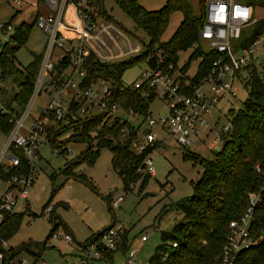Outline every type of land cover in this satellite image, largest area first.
Returning <instances> with one entry per match:
<instances>
[{
    "label": "built area",
    "instance_id": "1",
    "mask_svg": "<svg viewBox=\"0 0 264 264\" xmlns=\"http://www.w3.org/2000/svg\"><path fill=\"white\" fill-rule=\"evenodd\" d=\"M248 1L203 0L204 21L198 36L200 42L205 41L210 51L218 56L210 63L206 76L188 92L183 91L182 77L177 76L180 69L177 70L172 64L153 69L146 65L135 80L129 84L122 83L120 92L130 88L144 98L151 97L153 101L158 99L165 103L167 116L152 118L148 112L143 118L114 100L113 88L106 79L88 81L84 66L90 54L95 55L101 63H110L124 56L135 55L140 51V45L131 47L128 39L111 22L100 18L92 0H37L48 14H38L32 22L44 33L45 43L33 92L23 109L14 101H11L13 106L11 103L8 107L4 104L6 87L0 75V136L4 139L0 145V230L8 218L30 215L28 201L30 189L39 173V151L49 145L47 127L54 121H58L61 127H68L91 117H100L97 130H101L107 121L108 127L126 124L119 129V133L124 136H129L130 131L126 126H131L135 136L130 140L129 148L136 155L144 154L141 170L151 176L154 171L150 155L164 144L165 137L161 133L172 137L176 146L187 152L193 143L205 145L210 150L217 149L222 133H226L231 125L228 120L215 130L216 121L208 124V110L221 98H235V81L243 85L250 70L264 59V32L244 49H235L233 46V41L240 39L244 29L257 23L258 18L253 16ZM69 8L73 13L71 22L66 16ZM16 24L9 19L0 22V45H14L10 37ZM110 30L116 32V38ZM120 36L126 40V53L118 44ZM106 39L110 44L106 43ZM42 87L46 98L40 106L41 111L33 115V110L39 107L35 104V98L40 95ZM155 128L157 131H153ZM109 133L112 135L113 131ZM210 133L213 137L206 142L204 136ZM51 149L54 155H59L58 148ZM66 150L70 153L69 148ZM123 196L110 199L112 210L119 208ZM249 196V207L245 213L239 220L228 224L229 234L218 257L220 264H233L240 251L254 245L250 239L249 226L258 196ZM53 235L56 238L61 236L57 233ZM115 238L114 229L109 228L100 240L107 252L114 249ZM63 239L69 242L72 235L66 233ZM139 240L141 243L146 241V235H142ZM175 245L171 244L174 248ZM12 249L0 233V264H37L35 253L20 251L11 255L9 251ZM83 250L85 253L76 264H101L103 261L104 255L95 245H88ZM135 256L136 252L129 248L120 262L112 264H139ZM39 264L47 263L41 261Z\"/></svg>",
    "mask_w": 264,
    "mask_h": 264
},
{
    "label": "trees",
    "instance_id": "2",
    "mask_svg": "<svg viewBox=\"0 0 264 264\" xmlns=\"http://www.w3.org/2000/svg\"><path fill=\"white\" fill-rule=\"evenodd\" d=\"M135 24V29H140L148 37L140 51L135 55L121 58L119 61L101 63L95 55L90 54L85 66L88 81L95 79H106L113 88L114 100L125 108H130L143 118L148 114L150 105L153 103L151 97L144 98L139 92L130 88H124L121 76L126 69L144 62L149 68H164L169 64L177 65L179 54L192 48V53L187 57L180 68L181 73H186L192 60L201 58L197 65L196 73L189 78H181L183 91L197 85L202 77L209 71L210 63L217 58L214 51L202 52L200 48L199 32L203 24L204 2L200 16H193L186 0H167L164 6L158 10L147 11L138 4L137 0H113ZM253 16L258 18L257 23L250 26L248 31L243 30L240 39L233 41L235 49H244L264 32V1H248ZM92 4L98 10V16L105 21L114 23L103 6V0H92ZM179 11L182 21L169 36L166 42H161V35L166 30L170 15ZM15 14L9 18L13 20ZM35 27L33 22L24 21L16 24L15 31L10 40L14 45H0V75L4 80L7 73L19 72L14 64L13 54L16 49L23 46ZM41 61V54L36 56L35 62L25 69L24 79L18 84L17 92L12 101L16 102L22 109L33 92V84ZM248 79L243 83L246 89V100L242 107L234 112L229 111L231 119L230 129L221 135L220 151H213L212 159H202L196 154L186 156L187 160L197 163L202 171L199 178L192 185V193L174 204L175 208L183 215L182 220L172 227L171 232H162L160 243L147 264H220L218 257L223 244L229 234L228 224L237 221L249 207V195L258 196V200L252 208V218L249 233L254 241L250 248L240 251L234 258L233 264H264V69L253 67L248 73ZM186 86L184 83H186ZM9 105V104H8ZM7 105V107H8ZM100 117H91L85 121L77 122L74 126L61 127L59 122L47 127L49 146L52 148L64 147L68 143H85V148L72 160L65 161L62 173L66 179L78 180L92 190L94 185L75 168L80 164L91 166L99 156L100 149H108L111 152L110 168L118 176L123 191H132L135 183L141 185L151 177L148 173H138L142 169L144 154L136 155L130 150V140L134 138L133 129L127 125L129 136L119 133L122 126L108 127L107 122L101 130L96 126L100 123ZM96 127V128H95ZM113 129V130H112ZM93 131V136H89ZM113 134L110 135V132ZM65 132L69 135L60 139ZM60 153L61 155L63 154ZM51 177V194L44 205L47 208L56 193L62 187L53 184ZM113 222L108 228L93 233L78 246L85 248L95 245L96 249L104 255L107 260L112 258L113 250L107 252L101 245L100 240L115 223L113 210L111 209L110 195L101 197ZM63 202L54 204L59 206ZM53 210L49 211L52 229L48 234L56 230V219L51 217ZM43 208V210H44ZM112 211V212H111ZM30 214V213H29ZM23 215L12 216L1 226L0 233L7 240L18 230L22 224ZM176 243L175 248L171 246ZM39 247V248H38ZM115 251L124 255L130 246L127 234L119 232V240L114 244ZM38 250L36 257L39 258L43 252V245L38 246L32 241L18 244L9 251L11 255L20 251L30 252L31 249ZM33 253V252H32ZM36 258V259H37Z\"/></svg>",
    "mask_w": 264,
    "mask_h": 264
},
{
    "label": "rangeland",
    "instance_id": "3",
    "mask_svg": "<svg viewBox=\"0 0 264 264\" xmlns=\"http://www.w3.org/2000/svg\"><path fill=\"white\" fill-rule=\"evenodd\" d=\"M166 1L137 0L138 4L147 11L162 8ZM186 2L189 4L193 16H200L203 7L201 0H186ZM103 6L114 20L112 24L120 31L122 36L128 39L132 47L138 44L142 49V41L144 43L148 42V37L142 30L135 29L134 22L113 0H103ZM38 10L47 12L41 4H37L36 0H0V22H5L15 14L14 23L22 21L31 23ZM181 19L182 15L179 11H175L170 15L168 26L161 35V42L168 41L169 36L182 21ZM244 30L248 31L249 29ZM110 33L114 38L117 37L116 32L113 30H110ZM123 37L120 36L117 40L123 53H126L127 45ZM44 40V33L35 26L27 42L15 50L13 54L14 64L19 72L12 71L7 73L4 78L3 86L6 87V90L3 102L5 105L11 103L13 95L18 91V84L24 79L25 69L35 62L36 56L43 49ZM106 43L110 44V41L106 39ZM200 48L204 53L210 51V46L203 40L200 42ZM114 51L118 52L117 49H114ZM191 51L192 48L179 54L176 65L177 70L183 66L187 57L192 53ZM261 60L256 65L258 69H264V59ZM200 61L201 58L192 60L186 73L182 74L180 70L177 76L191 78L196 73ZM145 68L144 62H137V64L126 69L121 76L122 83L129 84ZM235 83V98H221L208 110L206 115L208 124L216 121L215 130L231 119L229 111L235 113L246 100V89L239 81H235ZM41 90L40 95L35 98V104L39 107L33 110V115L41 111L40 106L46 98L44 87ZM13 105L11 103V106ZM149 112L152 118L158 115L167 116L165 103L158 99H154ZM108 123L109 121H107ZM153 131H157V128ZM68 135L69 132H65L60 136V139ZM93 135V131H90L89 136ZM161 136L165 137L164 144H161L150 155L153 175L146 182L147 184L143 186L137 181L132 191L128 193L123 191L118 176L110 168L111 152L108 149H100L98 158L91 166L80 164L75 168L77 173L85 176L91 185H94L95 190H92L78 180L66 179L62 173L65 161L74 159L85 148V143H68L64 147L58 148L59 155H54L49 145L42 147L39 151L41 158L37 165L39 173L30 189V200L28 201L30 215L22 219V224L18 230L8 239L9 247L13 248L30 240L38 246L43 245V252L40 254L37 264L41 261L47 264H76L78 258L85 253L84 248L78 245L93 233L108 228L113 222L111 214L101 197L109 194L110 198H115L124 194L119 208L113 210V212L111 211L113 217H115V223L112 227L116 233L115 241L119 240L120 231L126 232L129 246L136 252L135 261L139 264H147L160 243L161 233L171 232L174 224L182 220L183 215L175 208L174 204L192 193V185L199 178L202 171L197 163L186 159L188 152L177 147L172 137H167L166 134L162 133ZM204 137L208 142L213 135L210 133ZM3 140L0 136V145ZM220 145L221 143L218 142L216 147H220ZM66 148L70 149V153L67 152ZM188 149L189 154H196L199 158H213V151L207 149L205 145L201 146L193 143ZM62 151L64 152L61 155ZM140 172L146 173L141 169L138 173ZM51 177H54V186H58L60 183L63 185L54 196L51 204L44 208L53 189ZM57 202L63 203L54 207ZM53 207L54 211L51 217H55L57 227L48 237L52 229L49 211L53 210ZM55 233L61 236L59 238L53 237ZM66 233H70L73 237L69 242L63 239V235ZM142 235H146L147 240L141 243L139 239ZM250 239L254 243L252 237ZM115 250L114 247L110 261H105L107 258L103 256L101 264L120 262L123 255ZM30 252L39 253L34 248Z\"/></svg>",
    "mask_w": 264,
    "mask_h": 264
},
{
    "label": "crops",
    "instance_id": "4",
    "mask_svg": "<svg viewBox=\"0 0 264 264\" xmlns=\"http://www.w3.org/2000/svg\"><path fill=\"white\" fill-rule=\"evenodd\" d=\"M22 1V0H21ZM36 2H37V0H36ZM37 4H41L40 2H37ZM42 5V4H41ZM42 7L43 8H45L43 5H42ZM45 11H47V9L45 8ZM38 14H48V11L47 12H41V11H39L38 10V12H37V14L36 15H38ZM35 15V16H36ZM72 15H73V13H72V9L71 8H69L68 10H67V12H66V16H68V20L71 22V20H72ZM64 31L65 32H69V30H67V29H64ZM131 45V44H130ZM136 46V45H135ZM131 47H132V45H131ZM134 47V46H133ZM42 52V51H41ZM41 52L39 53V54H41ZM39 54L37 55V56H39ZM5 95V94H4ZM11 99V98H10ZM69 180H71V179H69ZM58 203V202H57ZM70 234V233H69ZM90 237V236H89ZM88 237V238H89ZM73 238V237H72Z\"/></svg>",
    "mask_w": 264,
    "mask_h": 264
},
{
    "label": "water",
    "instance_id": "5",
    "mask_svg": "<svg viewBox=\"0 0 264 264\" xmlns=\"http://www.w3.org/2000/svg\"><path fill=\"white\" fill-rule=\"evenodd\" d=\"M217 149H215L216 152H219L220 151V147H216Z\"/></svg>",
    "mask_w": 264,
    "mask_h": 264
}]
</instances>
